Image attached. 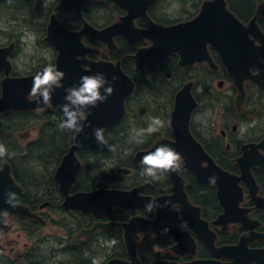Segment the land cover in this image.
Wrapping results in <instances>:
<instances>
[{"label":"flooded vegetation","instance_id":"1","mask_svg":"<svg viewBox=\"0 0 264 264\" xmlns=\"http://www.w3.org/2000/svg\"><path fill=\"white\" fill-rule=\"evenodd\" d=\"M107 1L84 0L81 20L67 12L57 11L61 0L49 3L45 0H0V36L3 37L0 51L11 50L8 60L4 54L0 55V99L7 79L29 78L47 65L57 66L59 51L46 40L53 16L73 33L81 32L85 22L98 30L122 23L129 27L130 32L132 28L149 30L152 24L172 27L192 22L204 2L214 0H155L147 10L148 19L135 17L138 13H134L135 18L130 24L124 21L129 10L114 0L111 3ZM175 1L180 2L184 10L180 17L174 16L176 11L172 10ZM225 1L227 9L246 28L256 16L258 7L264 3V0ZM232 2L244 18L232 10ZM257 24L264 33V18L259 17ZM136 36L134 43L126 36L115 37V50L91 34L81 38L86 48L95 51L78 57L83 60L85 70H91V63L119 65L134 83V89L124 101L125 117L113 127L102 128L103 145L76 153L82 169L69 192H63L56 176L75 143L76 134L69 130L53 133L50 134L53 137L51 143H46L53 147L47 145L48 148L42 150L34 147L42 137V127L60 124L63 116L58 108L49 103L44 110L10 109L0 112V143L7 150L0 162L10 167L16 186L14 205L27 208L34 215L20 218L4 211L7 215L0 224V264H92L94 258H99V264L113 260L130 262L123 225L134 218L154 221L157 211L149 213L145 209L132 210L114 205L111 213L103 212L97 216L66 208L65 204L70 197L102 189L119 192L138 190L136 197L150 198L151 201L174 196L175 183L169 172L163 173L160 180H153L141 175L144 165L136 160L139 153L152 150L163 140L173 144L170 147L181 155L178 174L184 180V191L193 209L187 210L178 202L166 210L160 225L173 228L170 233L148 232L146 235L138 232L135 250L141 261L184 264L204 260L219 264H264V80L257 84L253 79L261 72L264 60L235 79L221 52L211 44L206 49L202 44L190 46L189 51H194L193 56L200 60L181 64L179 53L171 52L162 57L157 53H141L150 49L153 43L147 38L136 39ZM32 37L42 45L39 50L44 55L38 54L36 45L35 58L26 56L22 62L26 43L23 38L30 40ZM248 40L253 42L255 49L261 47L255 36H249ZM246 44L239 42L237 46L227 45L221 50L227 55L235 49L247 51ZM237 55L234 52L233 59H237ZM246 55L251 57V53L243 56ZM252 55L256 56V53ZM11 86L16 107L40 97L32 96L31 91L27 93L21 85L12 83ZM56 86H62V82ZM187 86H190L196 104L189 120L192 138L184 140L183 136L179 141L180 136L175 134L172 125L173 113L177 96ZM162 99L169 105L160 104ZM154 105H161V109L155 110ZM150 117L162 119L164 127L149 134ZM4 124H8V131L18 124L23 129L2 134ZM28 131L36 132L38 138L24 142L21 134ZM137 132L143 133L140 137L143 143L130 142ZM102 153L105 158L99 161L100 173L97 174L92 166H87V160L91 154ZM185 154L190 157L189 163L183 157ZM36 169H39L38 173ZM121 169L128 173H119ZM195 170L203 179L211 176L212 172L217 183L200 182ZM225 176L231 180H226ZM182 221L186 222L183 230L180 228ZM205 224L207 230L216 236L211 246L198 233L204 231ZM53 227L56 228L54 235L46 232L47 228ZM112 239L117 243L109 246ZM221 248L237 250L234 257L231 253L218 257L215 250ZM156 253L162 257L149 260Z\"/></svg>","mask_w":264,"mask_h":264},{"label":"water","instance_id":"2","mask_svg":"<svg viewBox=\"0 0 264 264\" xmlns=\"http://www.w3.org/2000/svg\"><path fill=\"white\" fill-rule=\"evenodd\" d=\"M84 0H61L57 7V11L67 12L75 18L83 20L81 5ZM129 10V15L124 18L128 24L133 21L135 17L147 18V10L154 3L155 0H114ZM111 3V0L107 1ZM134 13H138L134 17ZM259 17L264 18V3L258 7L256 16L250 21L249 26L246 28L243 23L227 9L225 0H214L204 2L199 15L188 23H182L172 27H162L159 25L152 24L149 30H140L132 28L129 32L128 28L122 23L114 24L104 30H98L88 23H84V28L79 33H73L68 31L59 21L53 16L49 25V35L47 41L52 44L58 51L56 65L59 70L65 73V78L61 80L62 86H54L55 91L52 93V99L50 103L54 105L61 112V105L66 103L64 100L65 89L73 85H78L81 76L91 75L97 72L104 73L109 81H112L114 87V93L108 97L104 103H99L97 107H90L87 111L91 114L86 115L87 119L84 128V132L77 135L75 143L70 148L68 155L64 158L61 167L57 172V181L61 185L63 192H69L71 184L75 181L79 175L82 164L76 156V153L80 150L88 148H99L103 144L97 142L95 137L92 135L94 128H107L113 127L119 121H121L126 114L125 99L132 93L134 89V83L131 79L126 76L120 69V66H114L108 62L91 63V70H85L83 60L78 59L79 56H85L88 53H95V51L86 48L82 43V36L91 34L98 41L109 45L110 49H114L113 39L117 36H126L130 41L134 43V37L136 39L147 38L152 41L153 46L144 50L141 53L145 55L157 53L161 57L167 53H179L182 57L181 64H193L200 60L197 56H193V52L189 51V47H198L201 44L206 47L211 44L218 51L221 52L225 65L231 72V75L237 79L239 76L246 73L252 66H257L262 60H264V33L260 30L257 19ZM255 36L260 40L261 47L255 46L253 42L248 40L249 36ZM193 41V42H192ZM192 42V43H191ZM239 42H247V51L241 49H235L230 51V55H227L221 50L223 46L235 45ZM9 49L0 51V55L4 54L6 60L10 55ZM238 53L237 59H233V53ZM251 53L243 56L244 54ZM256 53L255 55H252ZM8 62V61H7ZM261 72L254 76L255 83L260 84L264 80V66L260 67ZM42 70L36 72L32 77L24 79H7L4 82V90L2 98L0 99V112H4L10 109L14 110H26L38 108H45L41 104L42 97H38L32 102H28L26 105L16 107L13 104L11 84L21 85L25 88L26 92L29 93L33 87V79L35 75ZM116 77V79H114ZM103 93V89H101ZM16 101H18L16 99ZM194 99L191 96L190 86H187L182 92L179 93L176 99V110L173 113L172 125L175 129V134L179 135V141L185 136V139L192 138L189 132V120L190 115L195 107ZM182 141L184 145L187 142ZM161 144L173 146L169 141L163 140L158 143L152 150L147 152L139 153L136 156L138 162L142 161V157L149 152L154 151ZM184 159L189 163L190 157L185 154ZM0 167L3 171L0 172V213L9 211L13 214L22 217H34L27 208L20 205H11L6 203L7 192L14 191L16 186L10 175V167L8 164L0 162ZM200 182L210 183L208 178H200V174L195 170ZM119 173H128L126 169L119 170ZM173 181L175 183L176 194L171 197H161L155 200L158 204H164L166 200H170L172 203L167 207H163L157 210V217L154 221H147L142 218H134L129 224L123 225L126 230L127 243L130 262L113 260L108 264H180L171 261H154V262H143L138 257L136 248V240L138 239L137 233L143 232L148 235V232L155 234H165L161 230L168 228L170 233L173 228L169 226L160 225V220L166 210L170 209L173 205L180 202L187 210L193 209V206L188 201V198L184 191V180L179 176L178 169L176 171H169ZM214 174L211 172V176ZM226 180H231L225 176ZM217 183V182H216ZM138 190L132 192H119L112 190H97L91 193H80L67 199L65 207L73 210H79L83 213H93L100 215L101 213H111L114 205L122 206L123 208L139 210L145 209V205L151 201L150 198L136 197ZM4 220V215H0V224ZM10 227V226H9ZM199 235L207 241L208 245L211 246L215 239V234L205 229L202 233L198 232ZM236 248H221L216 249L215 252L218 257L226 256V253H231L235 256ZM194 254V252H193ZM183 255V254H182ZM232 257V256H231ZM232 257V258H233ZM184 264H219L216 261H194L192 263Z\"/></svg>","mask_w":264,"mask_h":264},{"label":"clouds","instance_id":"3","mask_svg":"<svg viewBox=\"0 0 264 264\" xmlns=\"http://www.w3.org/2000/svg\"><path fill=\"white\" fill-rule=\"evenodd\" d=\"M65 78V73L58 69L55 65H47L43 70L37 73L33 79V87L31 88V95L42 97L41 104L46 106L52 99V93L55 91L54 86ZM113 82L109 81L104 73L97 72L91 75H83L80 78L78 85H73L65 89L64 100L66 103L60 107L63 113V119L58 127L61 130H69L74 134H81L84 132V128L87 126L84 122L86 115L91 113L87 111L90 107H97L99 103L107 101L108 97L114 93ZM103 89V93L101 91ZM40 110H44L41 108ZM164 127V121L159 117H150V123L147 132L158 131ZM92 135L100 144L104 143L103 130L100 128H94ZM143 135L142 132H137L130 138V142L143 143L140 138ZM110 150H114L110 148ZM7 154V150L3 143H0V158H3ZM127 154V153H126ZM181 155L172 147L166 144H161L154 151L142 157L141 163L144 168L141 175L152 178L153 180H160L162 174L169 171H176L181 161ZM3 168L0 167V172ZM208 180L211 184H215L217 177L215 175L209 176ZM6 203L14 205L16 201V193L12 191L7 192ZM172 202L166 200L164 204H158L155 201H149L145 205V210L149 213H153L160 208L167 207ZM0 215L6 216L7 213L3 212ZM186 227V222L182 221L180 224L181 230ZM164 233L169 231L168 228L161 230ZM117 243L115 239L109 241V246H114ZM92 264H99L98 259H93Z\"/></svg>","mask_w":264,"mask_h":264},{"label":"trees","instance_id":"4","mask_svg":"<svg viewBox=\"0 0 264 264\" xmlns=\"http://www.w3.org/2000/svg\"><path fill=\"white\" fill-rule=\"evenodd\" d=\"M9 6H10V3H9ZM232 10L236 13L238 12L242 17L244 15H242L239 11H238V8L236 6L235 3L232 2V4H230ZM244 6V4H243ZM238 15V14H237ZM239 16V15H238ZM245 17V16H244ZM243 17V18H244ZM59 124H55L54 126L52 125H49V126H46V128L43 129V127L40 129L41 133H42V137L38 140V142L34 145V147H38L39 149H45V148H48L49 147H53V146H50L49 144H46V143H51V141L53 140V137L50 136V134H53V133H60V132H63L64 130H61L59 127H58ZM4 127V130L1 132L2 134H8L10 132H19L20 130H22L23 128L20 127V125L18 124V126H13L12 127V131H8L10 128H8V124H4L3 125ZM45 134V135H44ZM44 135V136H43ZM48 145V146H47ZM17 148V146H16ZM18 149V148H17ZM105 158V154L102 153V154H97V155H94V154H91V156L88 157V160H87V166H92V170L93 172H96L97 174L100 173V167H99V161L101 159ZM94 166V167H93ZM162 257L161 254H153L149 260H155L157 258H160Z\"/></svg>","mask_w":264,"mask_h":264},{"label":"rangeland","instance_id":"5","mask_svg":"<svg viewBox=\"0 0 264 264\" xmlns=\"http://www.w3.org/2000/svg\"><path fill=\"white\" fill-rule=\"evenodd\" d=\"M46 2H51L52 0H45ZM172 10L173 11H176L175 12V14H174V16H176V17H180V16H182L183 15V13H184V10H183V7H182V4L180 3V2H178V1H175L174 3H173V8H172ZM187 10H189L188 9V7H187ZM194 10H192V12H193ZM189 13H191V12H188L187 14H189ZM186 16V15H185ZM23 23V22H22ZM32 38H33V40H32ZM30 40L29 39H27V38H23V42H26V43H24L25 44V46H24V50L22 51V57H23V59H22V62H23V60H24V58L26 57V56H30V55H32V57L33 58H35L34 57V55L36 54V49H35V46L36 45H38V54H41V57H43V55H44V53L43 52H41L39 49H41L42 48V45L41 44H38L36 41H35V38L34 37H32ZM3 39V37H1L0 36V41ZM32 40V41H31ZM39 45H41V46H39ZM173 83H175L176 84V82L174 81ZM160 104H166V106H168L169 105V102L168 101H165V100H160ZM158 108V109H157ZM154 109L155 110H160L161 109V105H159L158 107H157V105H154ZM21 138L23 139V141L24 142H30V141H32V140H36L38 137H37V133L36 132H33V131H28V132H24L23 134H21ZM112 165V163H110V166ZM106 166V165H105ZM109 166V165H108ZM107 167V166H106ZM105 167V168H106ZM104 168V169H105ZM103 169V170H104ZM36 172L38 173L39 172V169H36ZM50 211V213H52L53 214V212L51 211V210H49ZM52 218H54V216L52 217ZM54 231H56V228H50V229H46V232H48L50 235H54ZM102 253H105V252H100V254H102ZM99 259V258H98Z\"/></svg>","mask_w":264,"mask_h":264}]
</instances>
